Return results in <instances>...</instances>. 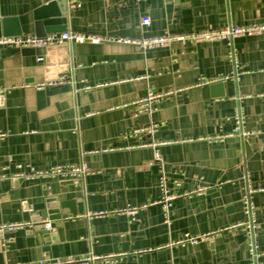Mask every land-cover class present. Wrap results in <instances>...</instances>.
Instances as JSON below:
<instances>
[{"label": "crops", "instance_id": "crops-1", "mask_svg": "<svg viewBox=\"0 0 264 264\" xmlns=\"http://www.w3.org/2000/svg\"><path fill=\"white\" fill-rule=\"evenodd\" d=\"M50 1L0 0V37L8 35L5 18L19 26L18 35H36L35 8ZM142 16L149 24L140 25ZM261 22L264 0H80L67 10L66 30L138 39ZM231 44L174 41L143 49L104 40L0 48V174L6 175L0 225L32 224L0 232V264L90 251L102 258L85 264H251L247 233L230 228L245 219V172L257 189L251 194L255 244L257 264H264V34L241 35ZM61 73L88 89L74 96L69 83L37 86ZM148 91L171 92L151 112L136 114L135 102ZM238 106L248 135L233 130ZM153 124L152 133L133 132ZM80 160L91 169L83 186L8 177ZM162 173L176 195L167 212ZM198 187L206 190L184 194ZM47 197L73 200L77 209L75 216L62 215L57 241L48 246L31 220ZM95 211L107 214L86 217ZM185 236L198 239L175 243Z\"/></svg>", "mask_w": 264, "mask_h": 264}, {"label": "built area", "instance_id": "built-area-1", "mask_svg": "<svg viewBox=\"0 0 264 264\" xmlns=\"http://www.w3.org/2000/svg\"><path fill=\"white\" fill-rule=\"evenodd\" d=\"M67 10L69 8H74L80 6V0H66ZM150 18L148 16H142L140 18V25L144 26L149 24ZM264 34V22L258 24H241V25H227L221 29H207V31H195L190 30V32L184 33H164L161 35L152 36H140L138 39H129V38H113L109 36H101V35H94V34H82L79 32H75L70 30H65L62 32H53L51 34H46L44 36L38 35H18V36H8L2 35L0 37V48L6 47L11 49L19 50L20 48L25 47H47L53 45H60V44H72V43H83L87 41H91L93 43H100L104 40H112L118 43H133L135 45L141 46L144 48H156V47H166L172 44L174 41H207V40H222L226 41L227 44L232 45V39L236 37H241V35H261ZM233 55V52L230 54ZM41 60V57L37 58ZM147 77V76H144ZM210 80L201 79L200 84H208ZM70 84L73 87V94L76 96L78 92L82 90L88 89L89 86H80L78 82L73 79V77H67L64 73L58 74L56 78L53 80H49L47 82H42L41 84H37L38 87L42 86H54V85H63V84ZM36 86V87H37ZM171 91L166 92H157L154 93L152 91H148L147 94L140 98L137 102H135V113L138 114L142 111L151 112L153 110V105L157 102V99L162 98V96L167 95ZM80 116L78 117V119ZM232 120L234 123L233 130L238 132L241 136L248 135L251 132L243 129V121L244 116L241 112L240 107H236L234 109V114L232 116ZM156 131V125L150 126H141V128L134 129L133 132H146L152 133ZM233 133H228L227 135H232ZM225 136L217 135L214 139H222ZM4 136L3 133L0 132V137ZM155 161L158 162L159 166H162V160L158 153L155 154ZM28 171H22L12 174L8 176L12 180H25V181H32L39 178H53V179H68L73 184L83 186L85 177L90 174L91 169L87 166V164L80 160L79 162L73 163H57L56 165L49 166L46 168H39L35 169L33 167H28ZM6 175L0 174V179L5 178ZM245 185L242 190L241 195V203L243 209V215H245V219L241 222H238L232 227H242L243 230L248 235V249L250 252V259L251 264H257V249L255 244V236H256V229L258 228V222L256 216L254 215V206L251 199V194L257 189L253 188L247 177V173L245 172L242 176ZM159 183L162 189V196L161 202L163 203V207L165 212H167L168 207L171 205L172 199L176 196L173 193H169L166 183H165V176L163 173L160 175ZM206 190V187H198L192 192H184L185 195H191L194 193H202ZM261 190V189H258ZM144 204L143 206H145ZM129 211H134L136 207H128ZM107 214L104 211H95L90 214H87V218H92V216H99ZM45 222V228L49 229V221ZM30 222H19V223H8L6 225H0V232L6 231H13L17 229H23L24 227L31 226ZM90 238V237H89ZM198 237H183L179 239L176 244L184 243L186 241L195 242ZM102 257L98 255H94L91 251L88 255H80V256H66V257H58V258H43L38 261H31L24 264H85L88 261L93 262L94 260L100 259ZM13 264H22V263H13Z\"/></svg>", "mask_w": 264, "mask_h": 264}, {"label": "water", "instance_id": "water-1", "mask_svg": "<svg viewBox=\"0 0 264 264\" xmlns=\"http://www.w3.org/2000/svg\"><path fill=\"white\" fill-rule=\"evenodd\" d=\"M34 32L38 36H44L48 33L62 32L66 30L67 23V4L66 0H52L35 8L34 11ZM13 24V26H10ZM4 33L10 35H18L22 32L17 24L13 23L10 18L4 20ZM65 45V44H60ZM74 46V43L71 44ZM58 75H55L56 78ZM54 78H51L53 80ZM211 88L224 86V82L211 83ZM77 209L73 200H58L55 197H47L44 199V207L33 214L31 220L35 223L33 231L37 233L39 242L50 245L57 241L55 230L58 225L62 224V215L68 217L75 216ZM49 221V229L45 228V222Z\"/></svg>", "mask_w": 264, "mask_h": 264}]
</instances>
